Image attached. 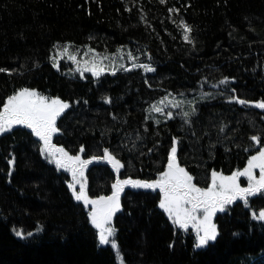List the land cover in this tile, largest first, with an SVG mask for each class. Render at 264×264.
<instances>
[{"label":"trees","instance_id":"obj_1","mask_svg":"<svg viewBox=\"0 0 264 264\" xmlns=\"http://www.w3.org/2000/svg\"><path fill=\"white\" fill-rule=\"evenodd\" d=\"M89 48L97 60L108 57L98 77L81 76L67 58L82 67L93 58ZM121 64L131 70L113 74ZM0 69V107L25 87L59 97L70 107L52 143L72 155L83 145L82 159L108 149L124 165L119 173L105 160L88 165L91 195L109 193L117 177L155 179L174 139L181 166L199 185L213 170L243 168L264 146V109L255 106L264 101V0H0ZM165 97L180 106L149 111ZM41 147L24 126L0 135V264H264V221L253 217L264 195L227 205L215 217L217 238L196 248L193 233L159 208V190L125 186L114 249L98 243L68 172Z\"/></svg>","mask_w":264,"mask_h":264},{"label":"snow or ice","instance_id":"obj_2","mask_svg":"<svg viewBox=\"0 0 264 264\" xmlns=\"http://www.w3.org/2000/svg\"><path fill=\"white\" fill-rule=\"evenodd\" d=\"M165 0H161L164 3ZM178 11L177 9H170ZM179 27L183 30V39L192 43L191 32L192 28L184 20L180 21ZM70 45H65L63 52L67 53ZM120 51V50H118ZM88 52L93 53L91 61L85 60L83 66L75 55H69L67 58L77 64L76 71L83 76L84 72H91L93 76H100L107 70L106 66H102V60L108 59L107 56L97 60L99 56L94 49L89 48ZM128 58L135 60L131 53ZM54 67H59V61L53 58ZM140 67L146 72L155 71L150 64H132V68ZM123 69L130 71V68H125L120 65L119 68L112 67V73ZM0 71H4L0 69ZM227 84L228 78L225 77L219 82ZM165 100L167 97L164 98ZM231 100L244 105L249 101L239 99L232 96ZM160 101L159 103H163ZM173 108H178L179 103L170 102ZM255 106L264 109V101L255 102ZM70 107V104L63 101L59 97H49L41 94L36 89L21 88L8 96L0 107V134L11 131L15 126L22 125L28 129L34 136L38 137L42 142L40 151L47 154L50 162L54 163L58 169H64L71 173V181L68 187L72 190L75 200L82 201L85 207L91 206L88 216L91 224L98 230V242L100 245H110L112 248H117L118 245L114 239L116 229L112 226L113 217L121 209L120 197L125 186L143 189H158L161 193L159 207L164 210L169 219L174 225L187 230L189 225L195 230L197 236L196 247H202L208 244L209 241H214L217 238V226L213 223V217L218 211H224L225 206L234 203L237 200H242L247 204L250 197L256 195H264V147H261L258 152L251 156L247 166L243 170L232 172L231 175H224L215 170L211 173V183L204 188L198 187L194 183V177L181 166L177 158V147L174 139L173 146L170 149L168 162L165 171L159 174V178L153 181H141L129 179H119L112 184V192L110 195H100L92 198L87 193V178L85 169L88 165L96 160H105L112 165L113 169L119 173L124 167L119 159L112 154L108 149L103 150L102 156H93L90 159H82L80 153L85 151L82 145L79 153L72 155L64 147H58L52 143V137L58 133L60 129L57 127L58 118ZM149 111L157 113L164 112V109L152 105ZM195 111V108L192 109ZM190 113L184 112L187 117ZM166 118H173L172 112L166 113ZM159 123V121H157ZM253 141L260 143V138L253 136ZM10 164L14 160L9 161ZM255 169H259L257 176ZM247 178V187H242L240 178ZM79 185V191H77ZM254 218L264 220V210H261L258 215L253 214ZM16 235L23 237L25 234L17 230ZM31 236L32 233H27ZM123 264V261H121Z\"/></svg>","mask_w":264,"mask_h":264},{"label":"rangeland","instance_id":"obj_3","mask_svg":"<svg viewBox=\"0 0 264 264\" xmlns=\"http://www.w3.org/2000/svg\"><path fill=\"white\" fill-rule=\"evenodd\" d=\"M171 101H169V100H164V102L163 103H160V104H157V106H159V107H162V106H167V105H171V103H170ZM17 126H22V125H17ZM17 126H15V127H17ZM1 135V134H0ZM173 146V145H172ZM264 147V146H263ZM171 149V148H170ZM169 152H170V150H169ZM42 153V152H41ZM43 154V156H45V157H48L47 156V154H45V153H42ZM255 155V154H254ZM168 156H169V153H168ZM48 159L50 160V158L48 157ZM250 159V158H249ZM167 162H168V158H167ZM247 164H248V161H247V163H246V165L243 167V168H241V169H237V170H243L246 166H247ZM166 166H167V163H166V165H165V169H166ZM87 168H88V166H87ZM87 168L85 169V176H86V178H87V193H88V195L90 196V197H92V198H95L96 196H100V195H110L111 194V192H112V189H111V191L109 192V193H100V194H98V195H91L90 193H89V188H88V177H87V174H86V171H87ZM165 169L163 170V171H165ZM237 170H235V171H237ZM162 171V172H163ZM255 172H256V174H257V176L259 175V169H255L254 170ZM234 172V171H233ZM161 173V172H160ZM159 173V174H160ZM68 174H69V176H70V178L72 179V177H71V173L70 172H68ZM159 174L157 175V177L155 178V179H153V180H156V179H158L159 178ZM232 173H230V174H224V175H231ZM121 180H123V179H121ZM153 180H150V181H153ZM71 181V180H70ZM69 181V182H70ZM69 182H68V184H69ZM194 183H196L195 181H193ZM104 183L105 182H98L97 184H96V187L98 188L99 187V185H104ZM211 183V176H210V179H209V182L206 184V185H199V184H197V186L198 187H201V188H204V187H207L209 184ZM247 178L246 177H241L240 178V184H241V186L242 187H247ZM70 189V188H69ZM156 190H158V189H156ZM77 191H79V185H77ZM70 192H71V194H72V190L70 189ZM72 196H73V194H72ZM74 198V197H73ZM160 199H161V193H160V197H159V201H160ZM75 200V199H74ZM75 201H77V200H75ZM77 202H80V203H82L83 204V202L82 201H77ZM120 202H121V197H120ZM84 205V204H83ZM85 206V205H84ZM158 206H159V202H158ZM90 207L91 206H88V207H86V209L88 210V212H89V210H90ZM160 208V207H159ZM225 208H226V206H225ZM161 209V208H160ZM162 210V209H161ZM261 210H264V209H261ZM261 210H259L258 212H256L255 214L256 215H258L259 214V212L261 211ZM162 211H164V210H162ZM223 212V211H222ZM221 211H218L217 213H216V215L217 214H219V213H222ZM118 213V212H117ZM116 213V214H117ZM165 213V212H164ZM116 214H115V216H116ZM166 214V213H165ZM254 214V213H253ZM216 215L213 217V223L217 226V223H216V221H215V217H216ZM115 216L113 217V221H112V226L114 227V220H115ZM166 216H167V218L169 219V217H168V215L166 214ZM89 217V216H88ZM253 217H254V215H253ZM256 219V218H255ZM90 220V219H89ZM170 220V219H169ZM258 220V219H257ZM261 221H264V220H261ZM170 222L173 224V222H172V220H170ZM91 223V222H90ZM93 226V225H92ZM176 226H178V225H176ZM94 227V226H93ZM179 227V226H178ZM95 228V227H94ZM96 229V228H95ZM192 233H193V235H194V238H195V244H194V246L196 247V244H197V236H196V232H195V230L191 227V225H189V228H188ZM96 231H97V236H98V230L96 229ZM209 242H212V241H209ZM208 242V243H209ZM99 243V242H98ZM207 245V244H206ZM206 245H204V246H206ZM204 246H202V247H204ZM196 248H200V247H196ZM116 249V248H115Z\"/></svg>","mask_w":264,"mask_h":264}]
</instances>
